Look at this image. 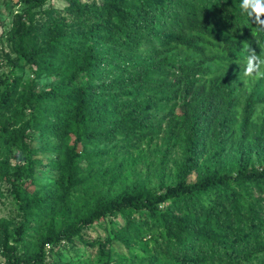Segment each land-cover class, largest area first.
<instances>
[{
    "label": "trees",
    "instance_id": "trees-1",
    "mask_svg": "<svg viewBox=\"0 0 264 264\" xmlns=\"http://www.w3.org/2000/svg\"><path fill=\"white\" fill-rule=\"evenodd\" d=\"M50 1L12 0L0 34L5 263L74 264L81 240L98 264H264V30L241 0Z\"/></svg>",
    "mask_w": 264,
    "mask_h": 264
},
{
    "label": "rangeland",
    "instance_id": "rangeland-1",
    "mask_svg": "<svg viewBox=\"0 0 264 264\" xmlns=\"http://www.w3.org/2000/svg\"><path fill=\"white\" fill-rule=\"evenodd\" d=\"M50 3L54 5L57 8H62L65 4L63 0H51ZM18 8V6L13 5L12 0H0V34L6 30L10 24H11V19H12V13ZM12 70V73H19L20 70L16 68L9 67L4 61L0 58V75L1 74H9ZM264 70V66H261L260 71L262 72ZM11 75V73H10ZM248 78V76H246ZM252 78V77H249ZM256 78H252V80H255ZM40 84L47 85L49 84L48 79H42L40 81ZM154 142L159 145L161 143L160 140H154L152 143V147H154ZM142 151H144V154H141V156H138L136 152L133 153V156L136 157L137 161L135 164H133V168L137 171H141L142 173L147 172L146 164L145 161H151L155 159L154 152H150L147 149V147H140ZM41 157L42 155L39 154ZM44 159V158H43ZM257 162V161H256ZM259 163H262V160L259 161ZM38 181L45 182L47 181V178L42 175L39 176ZM149 180L150 186L156 185L157 178L153 175H149ZM168 180H170V177H168ZM8 186L4 183L0 182V191L3 192L2 195H0V216H7L10 214V212L13 214L17 209H16V203L14 201V197L9 191L7 190ZM114 224H118L119 220L118 219H113L112 220ZM114 224H111L109 221V218H105L100 220L99 222H96L92 226L85 228L83 230L84 237L88 241L93 240L94 238L97 237V235H102L104 234V230H109L111 227H113ZM61 258H63L64 261L70 260L71 258H74V264H78L79 262H86V264H98L97 263V252L96 250L87 245L86 243L82 242L81 240H77L75 243V246L73 249H70L66 246H61ZM0 264H6L4 261V258L0 255ZM110 264H118L113 260Z\"/></svg>",
    "mask_w": 264,
    "mask_h": 264
},
{
    "label": "clouds",
    "instance_id": "clouds-1",
    "mask_svg": "<svg viewBox=\"0 0 264 264\" xmlns=\"http://www.w3.org/2000/svg\"><path fill=\"white\" fill-rule=\"evenodd\" d=\"M240 9L252 23L264 30V0H241ZM246 53L244 74L257 78L261 75L260 69L264 66V60L251 47L246 49Z\"/></svg>",
    "mask_w": 264,
    "mask_h": 264
}]
</instances>
